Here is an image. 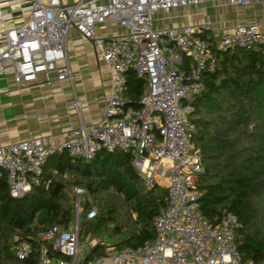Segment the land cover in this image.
I'll return each mask as SVG.
<instances>
[{"label": "built area", "instance_id": "built-area-1", "mask_svg": "<svg viewBox=\"0 0 264 264\" xmlns=\"http://www.w3.org/2000/svg\"><path fill=\"white\" fill-rule=\"evenodd\" d=\"M246 7L264 0H78L63 5L59 0H33L29 16L14 23L12 10L0 5V76L11 74L17 87L37 84L43 78L72 81L66 64V42L70 31L89 40L109 73L110 88L101 100V120L81 124L66 133L64 141L30 138L0 147V183L8 195L22 199L38 185L46 160L67 152L92 161L100 151L133 157V167L147 189L153 184L167 189V206L153 219L155 238L136 248L116 250L91 264H255L243 262L235 243L236 220L229 214L216 224L199 210L202 173L200 157L191 137L189 120L193 100L204 91L202 76L212 73L216 54L244 49L264 52V29L258 24H235L217 33L209 24L181 29L157 30L155 14L203 4ZM115 22L122 33L97 36V26ZM210 32L214 43L201 35ZM63 64V66H60ZM132 70L145 84L138 108L125 98L127 73ZM74 108L80 109L76 101ZM75 199V221L66 231L53 227L39 235L62 256L53 260L43 248L37 264H80L85 251L79 241V215L88 202L87 193L71 190ZM92 207L87 218L94 219ZM14 256L29 257L27 244H17Z\"/></svg>", "mask_w": 264, "mask_h": 264}, {"label": "trees", "instance_id": "trees-1", "mask_svg": "<svg viewBox=\"0 0 264 264\" xmlns=\"http://www.w3.org/2000/svg\"><path fill=\"white\" fill-rule=\"evenodd\" d=\"M200 37L213 42L208 34ZM126 78L125 98L138 108L145 84L132 70ZM201 80L204 91L193 100L189 116L195 129L191 142L203 170L197 182L199 210L211 224L231 215L238 224L234 235L241 260L264 264V52L217 53L214 72ZM38 182L19 200L0 183V264H37L43 248L53 260L62 258L39 235L72 226V189L88 197L79 215V241L87 245L80 264H91L110 248L152 242V221L167 206L166 187L147 189L129 154L100 151L90 162L56 154L46 160ZM92 207L97 214L89 220ZM17 244L29 245L25 260L14 256Z\"/></svg>", "mask_w": 264, "mask_h": 264}, {"label": "crops", "instance_id": "crops-1", "mask_svg": "<svg viewBox=\"0 0 264 264\" xmlns=\"http://www.w3.org/2000/svg\"><path fill=\"white\" fill-rule=\"evenodd\" d=\"M76 1L59 0L63 5ZM0 5L2 10H12L14 23H20L29 16L33 0H0ZM253 23L264 29L260 4L234 7L208 3L158 12L154 27L164 30L209 24L218 33L231 30L235 24ZM122 31L110 21L97 26L96 33L99 37H109ZM204 34L214 43L212 33ZM65 52L72 81L59 82L56 74L51 73L50 84L40 78L37 84L17 87L11 74L0 76V147L30 138H49L53 144H59L70 130L101 120L105 108L101 98L110 88L105 64L93 44L74 31L68 34ZM76 101L80 103L79 110L73 106Z\"/></svg>", "mask_w": 264, "mask_h": 264}, {"label": "rangeland", "instance_id": "rangeland-1", "mask_svg": "<svg viewBox=\"0 0 264 264\" xmlns=\"http://www.w3.org/2000/svg\"><path fill=\"white\" fill-rule=\"evenodd\" d=\"M80 246H81V249L87 250V245L80 244Z\"/></svg>", "mask_w": 264, "mask_h": 264}]
</instances>
